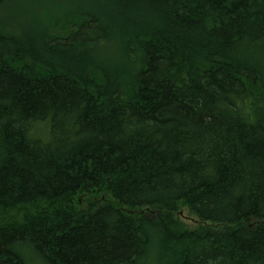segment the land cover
Returning a JSON list of instances; mask_svg holds the SVG:
<instances>
[{
	"label": "trees",
	"instance_id": "16d2710c",
	"mask_svg": "<svg viewBox=\"0 0 264 264\" xmlns=\"http://www.w3.org/2000/svg\"><path fill=\"white\" fill-rule=\"evenodd\" d=\"M54 1L0 0V264H264V0Z\"/></svg>",
	"mask_w": 264,
	"mask_h": 264
},
{
	"label": "rangeland",
	"instance_id": "374dc122",
	"mask_svg": "<svg viewBox=\"0 0 264 264\" xmlns=\"http://www.w3.org/2000/svg\"><path fill=\"white\" fill-rule=\"evenodd\" d=\"M21 1V0H20ZM23 2V1H22ZM56 2H58V3H60V0H56V1H54V2H52L51 4H50V9H57L56 11H60V14H62V11L63 10H71V9H73L75 6H76V4L75 3H72V0H68V1H64V3L63 4H59V5H56ZM24 4H25V11H28L29 10V7H30V4H29V2H23ZM57 3V4H58ZM32 4L33 5H36V3H35V0H33V2H32ZM73 5H75V6H73ZM6 11V9H3V11L2 12H5ZM5 16H6V14H5ZM110 56H111V54H110ZM13 214H15V213H13ZM175 216L177 217V218H180V219H182L183 221H184V223L186 224V225H188L189 227H194V226H196L197 224H198V219L197 218H195L190 212H189V210L187 209V207H182L176 214H175ZM30 252H32V253H30ZM27 255H25V263L26 264H44L38 257H37V255L35 254V252L34 251H32V250H27ZM152 262H150V263H147V264H151Z\"/></svg>",
	"mask_w": 264,
	"mask_h": 264
}]
</instances>
